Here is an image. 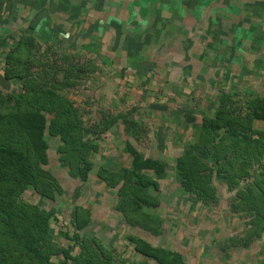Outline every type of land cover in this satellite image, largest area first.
I'll return each instance as SVG.
<instances>
[{
	"label": "rangeland",
	"instance_id": "374dc122",
	"mask_svg": "<svg viewBox=\"0 0 264 264\" xmlns=\"http://www.w3.org/2000/svg\"><path fill=\"white\" fill-rule=\"evenodd\" d=\"M21 4L27 8L22 20L18 19L21 23L14 24L19 30L11 36L23 33L35 14L26 16L30 0ZM197 4L174 0H38L32 5L46 13L32 34L43 47L54 44L60 55L65 52L73 57L91 39L102 57L78 55L80 63L92 59L97 64L77 89L83 126L100 121L102 113L126 115L127 121L137 124L132 132L126 124L115 126L97 140L100 148L84 182L68 175L57 159L59 141L45 136L46 169L57 179L61 193L54 201L31 191L28 195L38 206L55 212L58 222L50 224L53 236H58L59 229L72 235L71 212L82 206L91 211L92 218L80 236L94 235L106 250L113 251L116 264H156L133 251L130 236L179 254L184 264H264V235L245 245L246 220L231 209L234 192L214 180L218 202L203 205L182 192L175 175V159L192 136L191 128L184 130L179 125L186 112H191L193 123L199 126L203 117H213L219 92L225 91L233 99L264 97V18L238 10L229 18H201ZM0 33V41L9 37L5 31ZM8 48L0 45V75ZM18 84L0 78V92L14 95ZM253 125L264 131V122ZM126 142L144 157L167 165L158 181L159 189L145 190L157 198V207L145 211L158 218V236L124 224L115 209L118 189H110L98 179L101 166L111 171L130 166L122 151ZM61 240L54 238L57 245L65 246Z\"/></svg>",
	"mask_w": 264,
	"mask_h": 264
},
{
	"label": "trees",
	"instance_id": "16d2710c",
	"mask_svg": "<svg viewBox=\"0 0 264 264\" xmlns=\"http://www.w3.org/2000/svg\"><path fill=\"white\" fill-rule=\"evenodd\" d=\"M42 18L46 13H35L23 33L0 41L2 47H9L0 78L19 82L14 95L0 92V264H116L113 251L106 250L94 235L80 236L91 223L90 210L75 206L70 216L72 235L59 229L58 236H53L50 224L52 220L58 222L57 217L29 199L28 192L50 201L61 193L57 179L46 169V135L59 141L57 159L68 169V175L84 182L92 169V157L100 148L97 140L115 126L126 124L129 132L137 127L126 115L104 113L100 121L83 126L77 89L97 64L92 59L80 63L78 55L102 57L91 39L73 57L65 56V52L60 55L54 44L43 47L32 36ZM216 96L213 117H203L199 126L193 123L191 112L184 114L179 125L184 130L191 128L192 136L175 159L174 171L182 192L203 205L218 202L214 180L233 191L231 209L246 220L242 239L248 245L264 235V131L253 125L264 122V97L233 99L225 91ZM122 151L130 166L116 171L101 166L98 179L106 187L118 189L115 209L124 224L158 236V218L145 211L157 207V198L145 190L159 189L158 181L167 165L160 159L144 157L129 142ZM56 237L67 244L57 245ZM128 241L136 254L156 264H184L179 254L141 238L130 236ZM74 249L77 254L72 255Z\"/></svg>",
	"mask_w": 264,
	"mask_h": 264
},
{
	"label": "crops",
	"instance_id": "0c3cea01",
	"mask_svg": "<svg viewBox=\"0 0 264 264\" xmlns=\"http://www.w3.org/2000/svg\"><path fill=\"white\" fill-rule=\"evenodd\" d=\"M0 0V31H4L9 35L19 29H15L14 24L21 22L18 19L22 20L24 17V9L27 8L21 2L23 0ZM21 1V2H20ZM38 0H33L34 3L28 6L26 16L28 14L43 13L38 11V8L33 7L32 5L36 4ZM175 2L181 1H193L198 5V10H200L198 17H227L234 15V10H238L239 13L244 12V15L256 16L264 18V0H174ZM196 5V6H197ZM31 6V8H30ZM196 8V9H197ZM17 10V11H16ZM177 15H179L177 13ZM33 16V15H32ZM1 36V33H0ZM49 207V211H51ZM52 212V211H51ZM91 212V211H90ZM55 214V212H53Z\"/></svg>",
	"mask_w": 264,
	"mask_h": 264
}]
</instances>
